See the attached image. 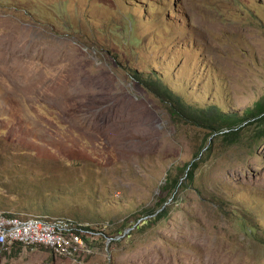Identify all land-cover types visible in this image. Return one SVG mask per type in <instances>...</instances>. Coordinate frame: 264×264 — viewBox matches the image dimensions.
I'll use <instances>...</instances> for the list:
<instances>
[{
	"label": "rangeland",
	"instance_id": "obj_1",
	"mask_svg": "<svg viewBox=\"0 0 264 264\" xmlns=\"http://www.w3.org/2000/svg\"><path fill=\"white\" fill-rule=\"evenodd\" d=\"M151 79L243 116L264 97V0H0V210L83 223L89 247L0 264H264V138L224 143Z\"/></svg>",
	"mask_w": 264,
	"mask_h": 264
},
{
	"label": "built area",
	"instance_id": "obj_2",
	"mask_svg": "<svg viewBox=\"0 0 264 264\" xmlns=\"http://www.w3.org/2000/svg\"><path fill=\"white\" fill-rule=\"evenodd\" d=\"M83 223L66 217L23 216L0 210V248L14 243L38 245L57 255L71 256L89 251Z\"/></svg>",
	"mask_w": 264,
	"mask_h": 264
},
{
	"label": "trees",
	"instance_id": "obj_3",
	"mask_svg": "<svg viewBox=\"0 0 264 264\" xmlns=\"http://www.w3.org/2000/svg\"><path fill=\"white\" fill-rule=\"evenodd\" d=\"M153 79L142 82H144V84L158 97L163 98V100L168 102L172 114L180 116L179 114H181V112H187V117L189 116L195 120L201 119L207 127H210L214 132L221 134L220 136L224 143L228 145L236 143L237 138L242 132L249 129L252 131V138H264V97L257 101L255 106L248 109V111L241 117L238 115H225L215 108H210V110L207 111V109L187 106L179 96L170 92L163 83ZM208 148L210 150V146ZM179 170L181 173H184L186 168H179ZM186 174L188 175V178L192 180L194 174L193 170L187 171ZM168 180L172 190L183 185L182 179L177 176L169 178ZM163 213L164 207L161 211L157 210L153 211V213L149 212L148 214H155L159 218ZM84 237L86 238L85 235ZM23 246L24 244L16 242L11 247L20 251Z\"/></svg>",
	"mask_w": 264,
	"mask_h": 264
},
{
	"label": "crops",
	"instance_id": "obj_4",
	"mask_svg": "<svg viewBox=\"0 0 264 264\" xmlns=\"http://www.w3.org/2000/svg\"><path fill=\"white\" fill-rule=\"evenodd\" d=\"M18 215V214H17Z\"/></svg>",
	"mask_w": 264,
	"mask_h": 264
}]
</instances>
